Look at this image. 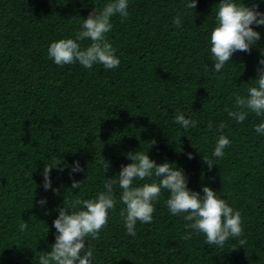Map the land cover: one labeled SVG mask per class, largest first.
<instances>
[{
  "label": "trees",
  "instance_id": "16d2710c",
  "mask_svg": "<svg viewBox=\"0 0 264 264\" xmlns=\"http://www.w3.org/2000/svg\"><path fill=\"white\" fill-rule=\"evenodd\" d=\"M109 2L0 0V264H39L55 243L53 222L65 200L70 206L106 191L107 179L133 163L127 154L137 151L183 169L192 191L203 195V186L211 187L241 213L243 234L223 247L206 244L203 233L185 228L190 222L183 213L169 212L162 190L153 201L152 222L138 221L130 236L116 185L107 225L98 239L86 237L93 264H264V134L254 127L264 117L250 112L237 123L225 111L257 86L264 26L252 25L260 39L250 52H235L217 73L210 33L220 0H197L195 9L186 7L190 0H128L129 17H112L106 34L121 61L117 68L56 65L50 44L75 39L83 19ZM234 2L264 12V0ZM79 43L83 48L91 41ZM179 113L197 126L186 130L176 123ZM221 134L231 141L222 158L213 156ZM53 157L61 163L50 173L59 194L43 188L42 172ZM75 161L83 171L70 176ZM73 180L82 182L80 188H72ZM154 181L135 180L134 186Z\"/></svg>",
  "mask_w": 264,
  "mask_h": 264
},
{
  "label": "clouds",
  "instance_id": "9594fccd",
  "mask_svg": "<svg viewBox=\"0 0 264 264\" xmlns=\"http://www.w3.org/2000/svg\"><path fill=\"white\" fill-rule=\"evenodd\" d=\"M128 0H111L97 12L95 9L83 19L81 30L76 33L75 39L66 38L54 41L48 48V56L56 65L64 66L79 63L86 69H91L94 64H102L105 69L117 68L121 61L115 55V49L106 37L112 30L111 18L119 14L121 22L129 17ZM187 8L195 9L197 0H190ZM259 6L237 5L234 0H220L217 11V23L210 33L211 54L214 57V70L221 72L226 62H229L237 51L250 52L252 45L260 39V33L255 31L252 25L264 26V12L257 10ZM179 16L174 18L175 27H181ZM91 41L87 47H81L79 42ZM264 65V59L260 60ZM258 76L255 79L257 86L247 89L246 96L237 95L234 100V109H225L229 118L237 123L244 122L249 113L257 117H264V68L257 69ZM175 122L186 130L195 128L196 121L185 118L182 113L175 115ZM225 124L222 122L219 129L223 132ZM257 133L264 134V122L254 126ZM208 128H212L209 121ZM155 144L156 141L151 142ZM231 145L227 136L221 134L216 141L213 156L223 157L224 151ZM128 158L133 163L122 165L116 178H109L105 183L106 191L99 192L94 199H76L67 206L58 209L59 215L53 222L57 231L55 243L51 251L39 257V264H93V252L91 245H86V237L98 239L99 232L108 223L109 210H115L114 186L118 185L120 201L125 205L120 215L123 218L127 234L135 237L136 224L151 223L155 211L153 201L157 200L162 190L168 193L166 204L172 215H183L187 222L185 228L203 233L206 244L223 247L229 238L242 236L241 213L217 196L209 186H203L200 192L188 188V178L183 169L164 162L157 164L147 153L137 151L129 152ZM188 159H193V154H187ZM209 169L213 167L211 160L204 156ZM59 163L54 157L51 163H46L42 172L43 188L53 190L59 194V189H52L50 173L53 168H59ZM67 167V165H66ZM63 171L64 169H60ZM79 161L71 165L69 173L82 172ZM108 171V164L105 165ZM153 176L158 182L145 183L134 186L135 180L150 179ZM82 182L73 180L72 188H80ZM46 204L45 199L38 201ZM81 206L82 210H76ZM71 209V213H69ZM27 222L19 225V230L27 229ZM191 233L184 237L190 239ZM243 244V241H241Z\"/></svg>",
  "mask_w": 264,
  "mask_h": 264
}]
</instances>
